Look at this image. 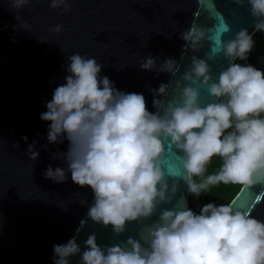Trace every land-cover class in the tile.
I'll use <instances>...</instances> for the list:
<instances>
[{
	"label": "clouds",
	"instance_id": "obj_1",
	"mask_svg": "<svg viewBox=\"0 0 264 264\" xmlns=\"http://www.w3.org/2000/svg\"><path fill=\"white\" fill-rule=\"evenodd\" d=\"M245 2L254 17L253 32L242 28L223 39L230 31L225 24L205 53L207 59L193 55L178 80L176 59L165 58L159 65L155 57L141 59L142 70L167 72L173 78L150 89L154 112L143 94L120 91L101 76L103 65L95 57H67L66 82L54 89L47 111L40 114L50 122L49 144L69 142L67 152L56 154L67 168L50 164L45 178L62 183L70 172L75 184L90 187L88 218L111 226L117 235L129 222L157 212L159 219L140 239L102 246L92 233L83 251L75 236L54 244V264H70L77 255L80 264H264V220L252 216L251 208H236L235 201L209 202L198 213L186 204L161 207L171 203L181 179L197 198L221 183L242 185V191L264 188V69L237 62L248 59L255 33L264 32V0H235ZM28 3L13 0L11 6L19 10ZM50 7L71 11L68 0H50ZM62 29L58 24L51 30ZM205 37L206 30L195 21L181 33L185 48L193 51L204 47ZM221 55L230 63L217 75L208 61ZM201 89L207 91V100ZM36 143L28 145L30 160L39 158ZM169 154L180 161L182 171L167 164ZM213 157L221 159V167L206 175Z\"/></svg>",
	"mask_w": 264,
	"mask_h": 264
},
{
	"label": "water",
	"instance_id": "obj_2",
	"mask_svg": "<svg viewBox=\"0 0 264 264\" xmlns=\"http://www.w3.org/2000/svg\"><path fill=\"white\" fill-rule=\"evenodd\" d=\"M12 2L0 0V264H54L53 245L74 236L82 251L92 233L102 246L123 243L128 237L140 239L141 232L159 219V212L129 222L125 232L117 235L111 226L88 218L93 201L90 187L75 184L70 172L62 183L45 178L50 164L67 168L56 154L67 152L69 142L49 144L50 122L41 120L40 114L47 111L54 89L66 82L67 57L74 53L95 57L103 65L101 76L120 91L143 94L148 109L156 111L150 89L173 78L167 72L142 70L141 59L155 57L157 65L165 58L176 59L180 72L174 79L178 80L193 55L207 59L205 53L225 24L230 31L224 32L223 39L242 28L253 32L250 5L235 0H68L71 11L64 12L63 7L51 8L50 0H29L19 10ZM193 21L206 30L204 47L198 51L185 48L181 38ZM58 24L63 29L52 31ZM208 62L217 75L230 63L222 55ZM201 92L207 100V91ZM171 94L170 87L169 98ZM33 141L39 152L36 160L27 155ZM167 164L182 171V164L171 154ZM232 201L234 207L251 208L252 216L264 220L261 186L241 189ZM184 204L190 208L187 185L181 179L171 203L161 207ZM70 264H80V256L71 257Z\"/></svg>",
	"mask_w": 264,
	"mask_h": 264
},
{
	"label": "trees",
	"instance_id": "obj_3",
	"mask_svg": "<svg viewBox=\"0 0 264 264\" xmlns=\"http://www.w3.org/2000/svg\"><path fill=\"white\" fill-rule=\"evenodd\" d=\"M255 45L246 61H237L239 63L254 64L261 62L264 64V32H256L254 35ZM222 161L219 157H213L211 163L208 165L207 174H213L219 170ZM239 184H219L213 186L209 193L202 194L199 198L194 197L188 193L190 208L199 212L200 208L209 202L216 204L230 203L242 189Z\"/></svg>",
	"mask_w": 264,
	"mask_h": 264
},
{
	"label": "rangeland",
	"instance_id": "obj_4",
	"mask_svg": "<svg viewBox=\"0 0 264 264\" xmlns=\"http://www.w3.org/2000/svg\"><path fill=\"white\" fill-rule=\"evenodd\" d=\"M253 66H255L256 68H259V69H264V64L261 62H256L253 64Z\"/></svg>",
	"mask_w": 264,
	"mask_h": 264
}]
</instances>
